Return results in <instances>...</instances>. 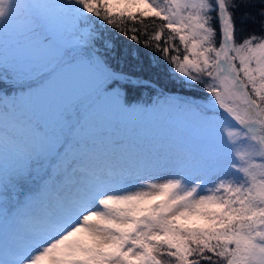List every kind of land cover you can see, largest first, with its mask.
I'll list each match as a JSON object with an SVG mask.
<instances>
[{
  "label": "snow or ice",
  "instance_id": "1",
  "mask_svg": "<svg viewBox=\"0 0 264 264\" xmlns=\"http://www.w3.org/2000/svg\"><path fill=\"white\" fill-rule=\"evenodd\" d=\"M165 259L264 264V0H0V264Z\"/></svg>",
  "mask_w": 264,
  "mask_h": 264
},
{
  "label": "trees",
  "instance_id": "2",
  "mask_svg": "<svg viewBox=\"0 0 264 264\" xmlns=\"http://www.w3.org/2000/svg\"><path fill=\"white\" fill-rule=\"evenodd\" d=\"M125 23L128 24L129 27H133L130 22L125 21ZM145 24L148 25L149 28L152 27L153 22L150 20H145ZM155 23H159V21H156ZM106 35L113 39L118 47V49H123L125 47L133 48L137 47L138 51L140 52V55L143 58L144 61V67L145 71L142 73L143 77L149 82L150 86L146 87H137L129 89L127 92L128 101L132 104H137L141 107H147V108H154L157 106V90L159 88V84L157 81H160L161 83L166 82L165 77L163 75H159V73H162L164 71L163 67L157 69H150L149 64L153 61L154 54L150 49H145L142 46H137L133 44L130 40H128L125 36L118 35L115 32H109L106 33ZM143 39V37H141ZM11 94L10 92L8 93ZM165 264H167V261L165 259Z\"/></svg>",
  "mask_w": 264,
  "mask_h": 264
}]
</instances>
